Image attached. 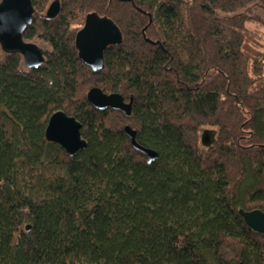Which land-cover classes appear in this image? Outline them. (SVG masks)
Listing matches in <instances>:
<instances>
[{
    "label": "trees",
    "instance_id": "obj_1",
    "mask_svg": "<svg viewBox=\"0 0 264 264\" xmlns=\"http://www.w3.org/2000/svg\"><path fill=\"white\" fill-rule=\"evenodd\" d=\"M30 1L43 64L0 46V264H264L238 214L264 213V0H59L55 18ZM91 13L121 33L96 72L75 47ZM58 111L81 125L74 155L45 139Z\"/></svg>",
    "mask_w": 264,
    "mask_h": 264
},
{
    "label": "water",
    "instance_id": "obj_2",
    "mask_svg": "<svg viewBox=\"0 0 264 264\" xmlns=\"http://www.w3.org/2000/svg\"><path fill=\"white\" fill-rule=\"evenodd\" d=\"M59 0H54L48 7L46 14L55 18L59 13ZM34 9L30 0H1L0 1V46L7 54H19L27 69H37L44 61L43 51L34 43L25 42L23 34L32 22ZM121 41L118 27L109 19L95 13L85 17L82 28L75 36V47L79 60L93 72L103 67V54L110 45H117ZM88 103L98 111L111 109L121 111L126 117L131 113L133 97L128 102L116 93L106 94L99 88H91L87 94ZM81 125L73 117L61 111L53 113L45 128V139L59 145L69 155H74L86 147L81 138ZM129 138L132 148L145 155L148 163L157 159V154L147 148L139 146L135 141V131L129 126L123 128ZM212 140L210 132L202 134V142L208 144ZM245 225L256 233H264V213L258 209L251 211L238 210ZM29 229V227H27Z\"/></svg>",
    "mask_w": 264,
    "mask_h": 264
},
{
    "label": "rangeland",
    "instance_id": "obj_3",
    "mask_svg": "<svg viewBox=\"0 0 264 264\" xmlns=\"http://www.w3.org/2000/svg\"><path fill=\"white\" fill-rule=\"evenodd\" d=\"M253 13L255 14V15H257L258 17H260V19L263 21V23H264V12H262V11H253ZM254 32L257 34V38H258V41H259V43L261 44V45H264V26H257V25H255L254 26ZM35 43L34 44H36L37 46H39L40 48H42V49H46V46H44V44L43 43H41V41H37V40H35L34 41ZM3 56H1V58H2Z\"/></svg>",
    "mask_w": 264,
    "mask_h": 264
},
{
    "label": "flooded vegetation",
    "instance_id": "obj_4",
    "mask_svg": "<svg viewBox=\"0 0 264 264\" xmlns=\"http://www.w3.org/2000/svg\"><path fill=\"white\" fill-rule=\"evenodd\" d=\"M39 47V46H38ZM40 48V47H39Z\"/></svg>",
    "mask_w": 264,
    "mask_h": 264
}]
</instances>
